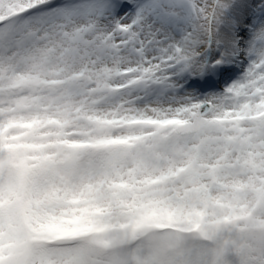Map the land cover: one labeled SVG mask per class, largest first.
Instances as JSON below:
<instances>
[{
    "label": "snow or ice",
    "instance_id": "snow-or-ice-1",
    "mask_svg": "<svg viewBox=\"0 0 264 264\" xmlns=\"http://www.w3.org/2000/svg\"><path fill=\"white\" fill-rule=\"evenodd\" d=\"M0 264H264V0H0Z\"/></svg>",
    "mask_w": 264,
    "mask_h": 264
}]
</instances>
